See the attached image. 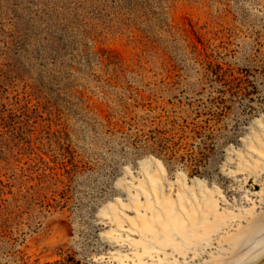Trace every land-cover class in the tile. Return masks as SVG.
Here are the masks:
<instances>
[{
    "label": "rangeland",
    "instance_id": "374dc122",
    "mask_svg": "<svg viewBox=\"0 0 264 264\" xmlns=\"http://www.w3.org/2000/svg\"><path fill=\"white\" fill-rule=\"evenodd\" d=\"M262 116L264 0H0V264H111L127 169L232 194Z\"/></svg>",
    "mask_w": 264,
    "mask_h": 264
},
{
    "label": "bare ground",
    "instance_id": "6f19581e",
    "mask_svg": "<svg viewBox=\"0 0 264 264\" xmlns=\"http://www.w3.org/2000/svg\"><path fill=\"white\" fill-rule=\"evenodd\" d=\"M221 172L233 182V195L204 179L188 180L183 173L170 180L163 162L152 157L141 163L138 173L127 169L121 181L125 197L102 211L110 225L109 244L115 249L108 261L260 263L264 259V116L254 121L240 149L228 151Z\"/></svg>",
    "mask_w": 264,
    "mask_h": 264
},
{
    "label": "water",
    "instance_id": "95a60500",
    "mask_svg": "<svg viewBox=\"0 0 264 264\" xmlns=\"http://www.w3.org/2000/svg\"><path fill=\"white\" fill-rule=\"evenodd\" d=\"M258 264H264V259L260 263H258Z\"/></svg>",
    "mask_w": 264,
    "mask_h": 264
}]
</instances>
